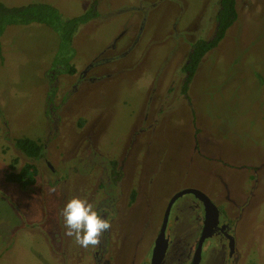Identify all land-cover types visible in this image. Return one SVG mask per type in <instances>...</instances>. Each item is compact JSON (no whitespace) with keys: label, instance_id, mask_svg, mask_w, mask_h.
I'll return each mask as SVG.
<instances>
[{"label":"rangeland","instance_id":"1","mask_svg":"<svg viewBox=\"0 0 264 264\" xmlns=\"http://www.w3.org/2000/svg\"><path fill=\"white\" fill-rule=\"evenodd\" d=\"M0 1L6 5L48 2L63 17L79 14L93 4L98 12L73 34L69 59L75 67L73 74L56 71V66H63L62 56L53 61L58 38L45 25H8L0 35V264H61V253L67 264L90 263L83 250L78 260L82 247L73 238L66 236L61 247L60 232L51 233L55 225L41 215L46 207L52 218L55 202L50 201L57 199L59 186L58 181L55 191L49 193L53 198L46 195L49 188L44 187L43 179L50 174L43 160L32 164L35 173L31 184L3 179L5 172H17L29 160L13 146L15 137L44 143V156L55 165L51 177L60 178L69 169H82L73 161L71 149L78 141L79 146L85 143L86 132L95 150L88 169L99 170L98 160L120 156L130 142V133L139 130L125 171H153L156 177L146 202L139 199L130 206L120 204L116 214L108 218L111 240L125 241L121 255L131 251L129 256H137L151 239L165 194L184 187L212 191L222 187L219 178L204 175L198 157H188L193 117L196 125L229 153L230 161L261 164L264 180V0L235 1L236 19L226 30L221 49L216 46L203 54L191 77L188 90L192 107L178 94L182 77L178 72L185 62L189 36L211 31L209 23H216L217 0ZM93 58L101 59L102 64L87 69L84 79L76 83ZM49 72L55 77L51 96ZM92 74L96 78L90 81ZM46 96L57 114L52 139L54 129L46 128L44 116ZM159 102L163 105L160 121L149 127ZM51 116L55 118L53 113ZM221 166L215 160L214 168L224 173ZM239 170L227 173L241 175ZM63 183L64 205L74 196L95 205L88 199L90 181L70 176ZM132 183L135 179L127 175L123 188ZM239 235L245 247L249 244L264 254V200L250 210ZM118 247L116 243L110 251H119ZM129 256L126 261L121 257L120 262L129 264Z\"/></svg>","mask_w":264,"mask_h":264},{"label":"flooded vegetation","instance_id":"2","mask_svg":"<svg viewBox=\"0 0 264 264\" xmlns=\"http://www.w3.org/2000/svg\"><path fill=\"white\" fill-rule=\"evenodd\" d=\"M158 1L160 2L161 0ZM215 25L214 22H210L209 27H211V31L209 28L204 30L202 34L189 36L186 41L187 44H185V62L187 61V54L191 50V43L197 39L206 40L212 37ZM194 31H197V27L193 29V32ZM223 37L212 48L218 46L216 48L220 50ZM185 38L186 37H183L181 39L186 40ZM101 62H103L101 59L93 58L84 72L80 73L78 78H76V83L84 79L83 76L87 69L98 63L101 65ZM185 62L180 67V72H178L182 76L180 78L181 82L179 84L178 94L185 100L188 106L191 105L192 107L188 90L190 81L187 83L185 89L182 88V83L186 74V71L183 69ZM48 76L50 78L49 88H51L53 92L55 77L51 75V72H49ZM95 78L96 76L93 74L88 77L90 81L95 80ZM46 99L47 96L45 100ZM165 100H162V102H165ZM159 103L158 108L155 109L152 121L147 123L149 127H151L152 122L157 124L160 121L159 113L163 111V109H161L163 105H161V102ZM45 105L47 109V111H44L47 124L46 128L52 126L54 129V133L51 137L52 139L56 135V108H54L55 106L53 103H49V101H47ZM52 113L55 118L51 116ZM138 132L139 130L137 131V129H135V131L130 133V142H128L125 149L122 150L120 156L99 159L97 162L100 166L99 170L88 169L92 163L91 157L93 153H95V150L93 148L94 144L91 135L89 132H86L84 135L85 143L79 146L78 141L74 144L73 149H71V153L74 155L73 161H78L82 169L79 172V169L73 172L69 169L64 174V177L60 176V178L57 176L55 178L51 177L55 165H50L45 158L46 145L44 143H40L42 144V153L40 157L32 158L24 155L29 159L27 162L30 164L36 165L37 161L43 160L44 167H46L50 174V177L43 179V181H46L44 187L49 188V192L46 194L47 196L49 195L53 198V196L49 194L53 193L50 189L56 188L57 182L59 181V186H57L58 197L56 200L50 201L51 204L55 202V205L53 207L51 206L53 210L52 218L48 217L46 207L41 215L45 218V222L55 225V230L51 233H55L56 231L60 232L61 241H59V245L61 247H63L62 243L66 238V229L63 217L61 216V210L64 207L66 199V183L63 182H65L68 177L72 176V178H77L81 176L85 178L86 183L90 181L91 187L89 192L91 193L88 192V199L89 201L96 202L94 207L101 213L103 218L106 219L116 214L119 210V206H121L120 204L123 206H130L139 199L142 200V202L148 199L149 191L152 188L151 181L153 176L156 177V174L153 171L147 174H130L125 171V163L129 157L128 152L130 148L133 147V142L138 136ZM189 135L190 150L188 157H198L199 163H197L202 168L201 170L204 175L211 179L219 178L222 182V187H216L214 191L205 187L202 189L184 187L177 191H173L171 194H165L162 197L165 199L155 232H153L151 239L145 243L144 248L137 256H129L131 251L128 255H121V251L125 246V241L120 242L114 239L111 240L109 229L103 234L101 244L98 247L94 248L90 246L85 249L81 248L78 260L82 259L83 250L89 256V264H122L120 262L121 257H126V259H123L126 261L128 256L130 257V259H128L129 264H264V254H261L259 250L254 249L249 244H246L245 247L239 235L241 226L248 223L250 210L258 207L260 202L264 200V180H261L262 173H260V167L262 165H253L251 161H246L241 164H235L232 160L230 161L229 153H224L219 142L210 137L202 127L196 125L194 117L191 119V130ZM46 140H48V136H46ZM200 158H202V160H200ZM215 160L222 165L220 168L223 170L220 171H225L224 173H219L217 172L218 168H214ZM232 169H238V171L242 169V174L239 175L236 171L232 174L227 173L232 171ZM127 175L135 179V183L129 184L123 188L122 181L126 179ZM76 188H78V185ZM189 188L194 189L197 193L183 191ZM200 197H202V199ZM45 201L46 200L42 199V202ZM48 219H51V221H48ZM45 222L42 223V226ZM27 223L30 224L29 221H27ZM42 231L45 237L50 238L47 231L43 229ZM116 243L119 245V251L111 252V247L113 250ZM115 253H117V255ZM61 254V264H67V262L64 261V253ZM119 255H121V257H119Z\"/></svg>","mask_w":264,"mask_h":264},{"label":"trees","instance_id":"3","mask_svg":"<svg viewBox=\"0 0 264 264\" xmlns=\"http://www.w3.org/2000/svg\"><path fill=\"white\" fill-rule=\"evenodd\" d=\"M236 0H217V9L215 13V28L212 37L208 39H197L191 43V50L187 54V61L183 69L186 71L182 88L185 89L187 83L191 80L192 75L198 65L201 56L210 48L215 46L223 37L225 30L231 25L236 18L235 9ZM95 6L90 5L79 14L63 17L55 6L48 2H27L18 5H6L0 1V35L8 25H26L29 23L43 24L52 30L58 38V48L56 56H62L63 66H56V71H62L67 74H73L75 67L70 63L73 55L71 39L77 28L92 18H96L98 12ZM57 63H60L59 61ZM50 96L52 91H49ZM49 101V100H47ZM13 146L27 157H40L42 153V144L37 140L27 136L15 137L12 140ZM12 167V165H10ZM34 167L29 162L23 163L17 172L8 171L3 175L7 182H16L18 184H31L34 181ZM29 178H26L28 177Z\"/></svg>","mask_w":264,"mask_h":264},{"label":"clouds","instance_id":"4","mask_svg":"<svg viewBox=\"0 0 264 264\" xmlns=\"http://www.w3.org/2000/svg\"><path fill=\"white\" fill-rule=\"evenodd\" d=\"M51 192L55 188L50 189ZM65 235L74 239L82 248L98 247L103 234L111 228L108 219L103 218L92 203L80 197L69 199L61 210Z\"/></svg>","mask_w":264,"mask_h":264},{"label":"water","instance_id":"5","mask_svg":"<svg viewBox=\"0 0 264 264\" xmlns=\"http://www.w3.org/2000/svg\"><path fill=\"white\" fill-rule=\"evenodd\" d=\"M183 191H191V192H195V193H197L194 189H185V190H183ZM177 194H179V193H177ZM200 196V195H199ZM201 199H202V197H200Z\"/></svg>","mask_w":264,"mask_h":264}]
</instances>
